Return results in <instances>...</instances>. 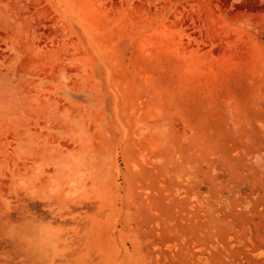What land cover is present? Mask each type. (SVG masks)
Listing matches in <instances>:
<instances>
[{
	"label": "rangeland",
	"instance_id": "rangeland-1",
	"mask_svg": "<svg viewBox=\"0 0 264 264\" xmlns=\"http://www.w3.org/2000/svg\"><path fill=\"white\" fill-rule=\"evenodd\" d=\"M0 264H264V0H0Z\"/></svg>",
	"mask_w": 264,
	"mask_h": 264
}]
</instances>
